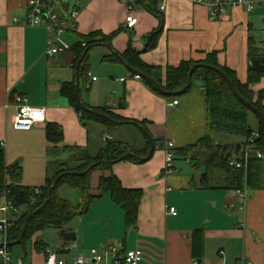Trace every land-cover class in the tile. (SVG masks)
Wrapping results in <instances>:
<instances>
[{
	"label": "crops",
	"instance_id": "crops-1",
	"mask_svg": "<svg viewBox=\"0 0 264 264\" xmlns=\"http://www.w3.org/2000/svg\"><path fill=\"white\" fill-rule=\"evenodd\" d=\"M26 3L27 0H0V143L5 164L21 167L20 184L40 186L47 175L69 162V154L62 150L64 146L85 148L95 154L107 140L117 138L142 148L144 134L132 122L155 137L158 147L147 160H121L110 170L91 173L93 195L99 196L100 177L110 174H115L124 187L142 190L134 226L126 225L122 208L108 195L99 196L62 228L73 233L74 239H65L60 233L62 229L55 228L50 245L44 230L39 231L24 250L17 245L11 248L12 264H44L48 251L66 260L83 255L89 261L91 249L108 244L116 245L119 253L140 248V264H193L190 236L194 229L203 230L204 254L199 264H236L241 259L264 264V162L259 186L253 189L246 184L239 189L222 188L232 179L219 169L210 174L208 184L212 187H204L203 165L182 157H174L170 170L165 168L163 148L167 141L184 147L195 144L207 133L206 90L200 81L196 80L186 93L161 96L143 81L134 79L131 69L121 62L102 60L111 52L97 45L105 51L98 53L99 63L95 67L89 65L87 82L80 85V98L90 106L107 108L125 123H113L108 128L96 121L82 122L67 98L60 94L63 83L75 82L78 77L75 55L71 49L46 52L54 31H47L42 24H26ZM56 10L64 20L70 19L71 11H77L75 25L61 35L70 47L80 40L79 35L92 31L108 35L120 29L109 39L118 54L131 46L142 51L143 62L164 69L183 60H203L207 53L216 51L218 62L234 70L242 82L247 77L248 37L254 35L264 40L261 0L251 11L229 6L217 17H210L209 4L192 0H166V8L158 12L159 16L135 6L138 21L132 29L124 27L126 9L119 0H87L83 7ZM160 21L162 30L155 47L143 51L146 37L158 28ZM93 68L99 70L100 76L91 74ZM250 88L255 94L264 92V78ZM14 95L25 97L30 106L44 109V122L27 131L15 129ZM173 100L178 102L170 106ZM48 124L60 128L61 141L49 142L45 131ZM105 134L110 139H104ZM119 135H129L130 142ZM212 135L217 143L226 145V150H234L235 143L243 141L238 136L233 141L225 134ZM239 150L243 151V147ZM64 186L58 189L60 196ZM72 190L77 205L80 195ZM171 206L176 214L168 212Z\"/></svg>",
	"mask_w": 264,
	"mask_h": 264
},
{
	"label": "trees",
	"instance_id": "trees-1",
	"mask_svg": "<svg viewBox=\"0 0 264 264\" xmlns=\"http://www.w3.org/2000/svg\"><path fill=\"white\" fill-rule=\"evenodd\" d=\"M50 2V0H48ZM136 4L146 11L159 16V0H135ZM53 4L52 2H50ZM66 7V5L64 6ZM162 30V21L156 30L152 31L146 37V44L143 51L151 50L155 47L156 37ZM120 29L105 35L99 31H92L85 35H79L80 40L73 44L70 49L75 55L78 65V91L80 85L87 82V72L89 70L88 58L91 47L97 46L100 42H106L116 35ZM84 43V45H82ZM85 49H87L86 52ZM142 51L129 46L124 52L119 53L125 63L131 68L132 74H145L152 77L163 89L161 92L151 82L140 80L153 92L164 96L172 97L189 91L196 80H199L206 90L207 100V133L195 144L184 147H172L170 152L174 157H182L194 161L195 165H203L204 171L201 174V182L204 187H209L208 180L213 169H219L227 173L231 178V183L223 185L224 189H239L246 184L251 189L259 186L262 165L264 162V128L257 115L239 100L230 90L225 80L214 70L206 67H197L192 73L191 83H188V71L191 66L197 63H206L223 70L232 83L235 85L238 93L249 103L256 106L264 115V92L257 94L250 88V85L257 84L264 78V40L257 36L250 35L247 41V77L244 82L240 81L234 70L225 65H221L217 59V52H209L203 60H183L177 66H167L164 69L159 66H151L142 61L140 54ZM102 60L120 62L112 53L104 56ZM184 89L180 93H176ZM60 94L67 98L69 104L80 115L82 122L96 121L113 127V122L108 119L93 114L90 110L103 112L112 119L121 120L118 116L112 114L104 107H93L85 102H80L76 95L75 82L63 83L60 87ZM250 115L254 118L255 124L250 121ZM46 137L51 143H57L62 140V132L56 125L48 124L46 126ZM212 133H221L229 136L242 137L240 150L237 154H232L225 158L227 151L222 148V144L217 143ZM153 142V150L158 146L156 138L148 133ZM144 144L142 148L137 149L128 143L114 138L107 140L105 144L95 153L91 154L85 148L76 146H64L62 150L69 154L70 159L67 163H62L58 170L47 175L45 182L37 186L38 194H34L35 187L24 186L20 184L21 167L18 164L6 165L4 149L0 145V193L8 190V199L21 208V212L13 219V225L7 232V247L9 251L14 246L25 249V245L31 240L33 235L46 228L62 229L76 215L85 212L92 200L99 196L108 195L113 202L118 204L125 215L127 226H134L137 221L138 208L142 196V190L139 188H126L115 174L102 176L99 179V196L91 193V173L95 170H110L115 162L128 160L139 163L138 156H147L150 145L147 138L143 135ZM246 150L248 151L245 157ZM132 152L133 156L123 157L126 153ZM153 152V151H152ZM257 153L262 154V158L257 157ZM152 154V153H151ZM150 157V156H149ZM231 159L238 160L242 167L236 168L229 165ZM246 159V166L244 161ZM63 174L58 182L53 186L46 205L36 214L27 216L40 207L48 194V189L53 183L55 177ZM69 172H82L81 174H71ZM66 185L77 190L80 195V203L74 205L70 200L60 196L58 189ZM212 187V186H210ZM26 221V230L19 239L21 229ZM203 230L194 229L191 232V256L198 262L204 254ZM38 248V242H35ZM45 247V246H44ZM42 246V248H44Z\"/></svg>",
	"mask_w": 264,
	"mask_h": 264
},
{
	"label": "built area",
	"instance_id": "built-area-1",
	"mask_svg": "<svg viewBox=\"0 0 264 264\" xmlns=\"http://www.w3.org/2000/svg\"><path fill=\"white\" fill-rule=\"evenodd\" d=\"M197 3L209 4L211 6L210 17H217L220 12L224 11L226 7L241 6L247 11L253 10L256 1L258 0H192ZM264 1V0H261ZM126 9L124 18V27L132 29L136 25L138 19L134 14V7L138 6L135 0H119ZM27 16L25 23L28 25H44L47 31H54V38L48 39V54H54L60 50H69L70 45L66 43L61 35L68 29L73 28L77 11L73 10L70 13V19L64 20L60 18L55 6L48 0H27ZM158 12H163L166 8V0H159ZM17 20V19H15ZM84 45V43L82 44ZM134 79L140 80V75L131 74ZM95 79V77H93ZM16 114L13 122V127L17 130H30L34 125L44 122V109L30 106L25 97L21 95H14L13 97ZM178 100H173L169 103L170 106L177 104ZM155 138V137H154ZM104 139H110L109 134L104 135ZM2 146V143H0ZM158 147V146H157ZM174 147L173 141H167L164 146L165 151V168L170 170L172 167L173 154L170 149ZM248 151L246 150L245 157ZM257 157L262 158L261 153H257ZM229 165L236 168L242 167V163L238 160L231 159ZM243 166H246V159ZM34 194L39 193L37 187L33 190ZM8 190L0 193V264H12L11 253L7 247V232L13 225L14 217L19 214L20 207L8 199ZM245 198V194H241ZM168 212L176 214L174 207H169ZM143 258V252L140 248L125 250L119 253L116 245L108 244L101 249L90 250V260L85 259L83 255H77L69 260L59 258L55 252L48 251L44 264H140ZM193 264H199L197 260H193ZM236 264H252L245 259H241Z\"/></svg>",
	"mask_w": 264,
	"mask_h": 264
},
{
	"label": "water",
	"instance_id": "water-1",
	"mask_svg": "<svg viewBox=\"0 0 264 264\" xmlns=\"http://www.w3.org/2000/svg\"><path fill=\"white\" fill-rule=\"evenodd\" d=\"M98 45H103V46H105L106 48H108L109 51H110L112 54H114V55L119 59V61H120L122 64H124L127 68H130V67L125 63V61H124V59L122 58V56H121L120 54H118L117 52H115V51L112 49L109 40L106 41V42H100V43H98ZM86 51H87V49H85L84 52H86ZM81 59H82V58H80L79 61H78V63H77V68H78V65H79V62L81 61ZM197 67H206V68H210V69L216 71V72H217V73H218V74H219V75L225 80L226 84L228 85V87L230 88V90L232 91V93H233V94H234L239 100H241L246 106H248V107H249V108H250V109H251V110L257 115L259 121L261 122V124H262V126H263V128H264V115L262 114V112H261L256 106H254L253 104H251V103H249L248 101H246V100H245V99H244V98L238 93V91H237L235 85L232 83V81L229 79V77L226 75V73H225L223 70H221L220 68L215 67V66H211V65L206 64V63H197V64L191 66L190 69H189V71H188V77H187V79H188V83H187V86L190 85V83H191V76H192V73H193V71L195 70V68H197ZM130 69H131V68H130ZM140 76H141L143 79H145V80L151 82V83H152L155 87H157L161 92L165 93V92L163 91V89L157 84V82H156L152 77H149V76H147V75H145V74H142V73H140ZM78 83H79V82H78V77H77V75H76V78H75V89H76V95H77L78 100H79L80 102H82V100H81V98H80V95H79V91H78ZM183 90H184V89H182V90H180V91H177L176 93H180V92H182ZM90 111H91L93 114H95V115H97V116H99V117H102V118L108 119L109 121H112V122L115 123V124H123V123H125L124 121L114 120V119H112L111 117H109L108 115H106V114L103 113V112H98V111H95V110H90ZM132 123H133L134 125H136V126L141 130V132L144 134V136H145V137L147 138V140L149 141L150 149H149V153H148V155L145 156V157H139V156H138V159L141 160V161H143V160H147L148 157L151 155V153H152V151H153V142H152V139L150 138L148 132L145 130V128H144L143 126H141V125H139V124H137V123H135V122H132ZM234 147H235L234 150H228V151H227V154H226V156H225L226 159L229 158L232 154H237V152H238L239 149H240V143H239V142L235 143ZM222 148L225 149V148H226V145H222ZM133 155H134V154H133L132 152H129V153H126L125 155H123V157H126V156H133ZM65 173H66V172L60 173L59 175H57V176L55 177L53 183L51 184V186H50L49 189H48V194H47V196L45 197L43 203L40 205V207H38L37 209H35L34 211H32V212L27 216V218H29V217H30L31 215H33V214L38 213V212H39V211H40V210L46 205V203H47V201H48V196H49V194H50V192H51L53 186L58 182L59 178H60L63 174H65ZM69 173H71V174H81L82 172H69ZM25 230H26V221H25L24 224H23V227H22V229H21V233H20V236H19V239L17 240V242H18V241L21 239V237L23 236ZM60 233H62V234L64 235V238H65V239H74V238H75L73 233L65 232L64 229H62V230L60 231Z\"/></svg>",
	"mask_w": 264,
	"mask_h": 264
},
{
	"label": "rangeland",
	"instance_id": "rangeland-1",
	"mask_svg": "<svg viewBox=\"0 0 264 264\" xmlns=\"http://www.w3.org/2000/svg\"><path fill=\"white\" fill-rule=\"evenodd\" d=\"M53 2V4L55 5V7L60 11V12H64V6L66 5L69 9L73 8L74 6H79V7H83L85 2L87 0H51ZM105 48L103 46H97L94 47L90 50L89 52V58H88V65H92V67H95V65L98 62L97 58H99V52H104ZM98 69H94L93 68V72H91L92 75L98 77L100 76V74L98 73ZM250 121L252 124H255L254 118L252 117V115H250ZM121 138H123L125 141L130 142V136L129 135H119ZM227 138H231L233 141L236 140V137L234 136H226ZM61 195L64 198H68L73 204H76L75 199H73V196L71 193H75L74 190L70 189L68 186H64L61 188ZM55 228H47L44 230V235L45 238L47 239V241L49 242L50 245L53 244L54 241V237H55ZM1 239V237H0Z\"/></svg>",
	"mask_w": 264,
	"mask_h": 264
}]
</instances>
